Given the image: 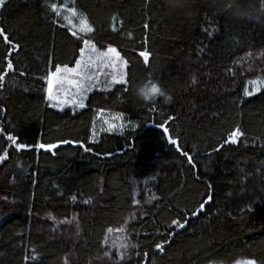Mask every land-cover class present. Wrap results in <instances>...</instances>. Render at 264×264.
Listing matches in <instances>:
<instances>
[{
	"label": "trees",
	"instance_id": "trees-1",
	"mask_svg": "<svg viewBox=\"0 0 264 264\" xmlns=\"http://www.w3.org/2000/svg\"><path fill=\"white\" fill-rule=\"evenodd\" d=\"M69 7L126 82L85 81L83 108L56 109L47 73L83 46ZM0 28L20 45L0 71V264H264V0H6ZM149 82L164 95L144 100Z\"/></svg>",
	"mask_w": 264,
	"mask_h": 264
},
{
	"label": "snow or ice",
	"instance_id": "snow-or-ice-1",
	"mask_svg": "<svg viewBox=\"0 0 264 264\" xmlns=\"http://www.w3.org/2000/svg\"><path fill=\"white\" fill-rule=\"evenodd\" d=\"M6 0H0V6L5 4ZM63 8L64 5H61ZM51 9L53 12L56 13L57 16L60 13L57 11V5L52 4ZM73 17H76L79 21L78 25H73L74 31L71 32L72 37H75L78 41H82V45L79 47V56L75 59V66L69 67L67 64L61 66L60 64L54 65V71H49L47 73V98L49 100H58L59 97L54 93V88H58L60 91L64 93L67 97L72 89H75V94L80 95V100H60L61 104L63 103H73L78 104L80 108H83L85 105L82 99V93L88 91V87L85 85V81L88 84H92L93 82H99L98 77L99 73L93 71V74H89V69H96L100 65L105 67L111 66L113 68L120 69L117 72L111 75V83H125V72L123 69L127 67V61L121 57V54L115 47L109 46L106 50L100 51L97 49L96 45L92 43L90 38H85L89 34L94 33L95 29L93 25L89 22V19L86 16L78 13L74 8H67L66 9ZM64 19H68L67 16ZM71 23V21H69ZM145 28H148L149 25L145 24ZM211 35V33H209ZM0 38L3 39L5 45H7V55L5 56L6 66L4 69H0V71H10L13 69L14 65L11 59L12 53L17 51L20 47L18 42H15L13 39L9 38V35L5 32L4 29L0 28ZM139 56L143 57V61L145 63L149 62L150 52L149 51H140ZM87 57V58H86ZM231 71V70H230ZM4 76L0 75V86H3ZM256 81H252L253 85H256ZM261 84H264V80L261 81ZM259 87H254L252 91H248L247 89L244 90V95L250 97L254 95L256 92H259ZM141 95L143 96L144 100H149L151 97H155L156 95H164L160 87L156 83L149 82L143 89H141ZM170 99V98H169ZM168 120H173V117H168ZM161 127L164 128V132L168 133V127H165L164 124H161ZM244 135L243 130L237 126L232 131L229 132L225 143H238L240 137ZM7 139L15 143V147L17 150L24 149L28 147L23 143H16L15 136H8ZM169 143L176 147L177 152H180L182 155L188 158L189 163H192V157L189 155L188 152L182 151L181 146L179 144V138H172L169 134ZM35 147L40 149L45 148H53L55 145H45L43 143L36 144ZM5 159L4 156H0V160ZM210 187V186H209ZM212 201V196H208L207 202ZM200 211H203L205 208V203H201ZM199 214V213H195ZM172 225H175L179 228H183L184 224L178 222L177 220L172 221ZM123 229H121L122 231ZM109 232L112 229H108ZM105 242L107 243V237L105 238ZM121 247H127V245H121ZM135 247V245H132ZM156 249L160 250L161 252L164 251V246L161 243H157L155 245ZM105 256L108 255L107 252L104 253ZM31 258L35 260L37 257H25V260ZM237 264H241V262H237ZM243 264H256L255 260L249 259L244 261Z\"/></svg>",
	"mask_w": 264,
	"mask_h": 264
},
{
	"label": "rangeland",
	"instance_id": "rangeland-1",
	"mask_svg": "<svg viewBox=\"0 0 264 264\" xmlns=\"http://www.w3.org/2000/svg\"><path fill=\"white\" fill-rule=\"evenodd\" d=\"M78 19H74L73 21H76ZM97 73H99V76H104V75H109L110 76V80H111V75L115 72H117L118 70L120 69H117V68H113L111 66H103V65H100L99 67H97L96 69H94ZM123 71L125 72V77H126V68L123 69ZM256 87V85H253L252 83L250 84V91L253 90V88ZM54 93L59 97L58 100H49L47 98V95H46V101H47V104L49 105V107H53V108H56V109H62L64 107V103L61 104L59 101L60 100H80L81 99V96L80 95H75L73 91L70 92V94L66 97L64 95V93L62 91H60L58 88L54 89ZM83 95V94H82ZM84 102V101H83ZM71 106H78V104H73V103H69ZM110 125H114V122L112 121V123ZM52 149V148H51ZM178 229H176L177 231ZM175 231V232H176Z\"/></svg>",
	"mask_w": 264,
	"mask_h": 264
}]
</instances>
